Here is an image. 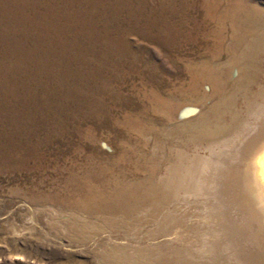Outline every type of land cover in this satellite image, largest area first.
<instances>
[{
	"label": "rangeland",
	"instance_id": "rangeland-1",
	"mask_svg": "<svg viewBox=\"0 0 264 264\" xmlns=\"http://www.w3.org/2000/svg\"><path fill=\"white\" fill-rule=\"evenodd\" d=\"M262 87L264 0H0V264L194 249L197 211L159 180Z\"/></svg>",
	"mask_w": 264,
	"mask_h": 264
},
{
	"label": "bare ground",
	"instance_id": "bare-ground-1",
	"mask_svg": "<svg viewBox=\"0 0 264 264\" xmlns=\"http://www.w3.org/2000/svg\"><path fill=\"white\" fill-rule=\"evenodd\" d=\"M256 98L228 134L222 135L219 125L201 129L192 138V153L183 148L172 151L174 162L159 185L170 201L191 203L199 220L196 228L190 219L180 221L182 228L194 227V249L169 248L173 254L169 264H264L263 221L252 224L245 218L249 207L264 218V142L252 144L264 136V87ZM237 174L240 185L235 182ZM141 217L138 213L134 219ZM174 235H181L179 229Z\"/></svg>",
	"mask_w": 264,
	"mask_h": 264
}]
</instances>
